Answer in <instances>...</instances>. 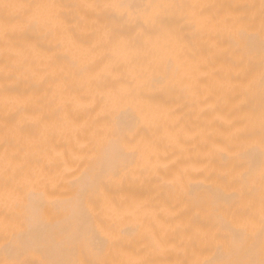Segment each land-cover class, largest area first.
I'll return each instance as SVG.
<instances>
[{
	"label": "snow or ice",
	"instance_id": "6c2138e0",
	"mask_svg": "<svg viewBox=\"0 0 264 264\" xmlns=\"http://www.w3.org/2000/svg\"><path fill=\"white\" fill-rule=\"evenodd\" d=\"M73 9L79 11L74 13ZM0 13V36L6 55L0 69L5 107L0 168V240L3 242L0 248L4 258L0 264H264V0H259L258 5L175 0H111L68 5L57 0L34 3L0 0ZM88 22L94 28L93 49L104 46L111 57L122 63L132 64L142 59L152 72L150 77L118 78L119 87L104 83L101 78L97 86L103 90L93 104L94 110L99 109L93 138L113 135L121 129V119L125 117L147 123L139 106L143 91L170 87L169 72L179 74L181 64L193 52L206 59L207 50H216L224 66L222 87L226 88L231 102L228 137L220 149L230 167L217 180L233 191L219 196L226 205L221 228H210L197 213L189 219L179 244L176 235L145 232L139 243L146 255L124 259L121 257L131 250V245L121 239L124 229H119L117 235L119 206L107 199H97L99 186L95 191L88 186L77 190L78 212L58 230H47L48 224L43 219L33 222L29 218L33 210L41 213L50 208L55 210L57 191L66 189L46 169L25 171L23 166L14 165L22 151L20 144L25 140L26 124L18 119L21 108L8 107L20 102L21 93L19 67L9 64L7 57L9 53L19 55L18 37L29 33L50 36L69 25ZM132 31L142 42L128 38ZM160 37L166 38V42L152 46L153 38L158 42ZM201 43L207 46L204 53L200 52ZM108 67L114 70L116 65ZM78 71L86 72L88 66ZM52 75L55 77L56 73ZM39 83L43 85L46 81ZM133 103L137 107H132ZM88 143L85 141L81 147H88ZM139 150V145L131 146L125 141L121 155L135 157ZM125 174L135 175V170L126 169ZM165 182L181 186L183 173L177 172ZM104 190L107 193L106 185ZM102 206L107 208L106 219H111L110 224L98 219ZM172 253L178 258L163 259ZM181 254L184 258H179ZM69 255L72 258H65Z\"/></svg>",
	"mask_w": 264,
	"mask_h": 264
},
{
	"label": "bare ground",
	"instance_id": "6f19581e",
	"mask_svg": "<svg viewBox=\"0 0 264 264\" xmlns=\"http://www.w3.org/2000/svg\"><path fill=\"white\" fill-rule=\"evenodd\" d=\"M57 2L78 5L111 0ZM175 2L259 4V0ZM93 31L88 22L69 25L66 30L50 36L29 33L17 38L19 55L8 54L7 62L19 67L18 91L21 93L20 102L8 107L10 110L21 108L18 119L26 124L25 140L20 144L22 151L14 165L23 166L25 171L46 169L51 176L63 182L66 189L57 191L55 210L50 208L43 213L33 210L29 212V218L33 222L43 219L48 224L47 230H58L78 212L77 190L88 186L95 191L99 186L97 199H107L119 206L117 235L119 229H124L121 239L131 245V250L121 257L124 259H140L146 255L139 243L145 232L176 235L179 244L189 219L197 213L210 228H221L226 205L219 196H227L233 191L232 187L217 180L230 167L229 160L220 149L228 137L231 102L226 88L222 87L224 66L216 56V50L206 51L207 46L201 43L200 52L206 51V59L204 55L193 52L181 64L179 74L169 72L170 87L143 91L139 106L147 117V123H136L125 117L121 119V129L113 135L93 138L99 111L98 108L93 109V104L103 90L102 86H97L101 78H104V83L119 87L118 78L130 80L152 75L142 59L132 64L122 63L111 57L104 46L93 49ZM128 38L142 42L135 31L129 32ZM165 42L164 37L158 38V42L153 38L152 46ZM5 60L3 37L0 36V69ZM113 64L116 65L114 70L108 67ZM85 65L88 71H78ZM52 73L56 76L53 77ZM41 80L46 83L41 85ZM3 83L0 78V85ZM132 107L137 105L133 103ZM4 115L0 88V168L3 166ZM41 116L49 118L41 120ZM85 141L89 142L88 147H81ZM125 141L131 146H140L135 157L121 155ZM145 141L148 142L146 145ZM126 169H134L135 175H126ZM177 172L183 173L181 186L165 182ZM106 217L107 208L102 206L98 219L110 224L111 219ZM24 227L27 228L28 224ZM255 244L258 250V236ZM3 258L4 252L0 248V259ZM177 258V254L172 253L163 259ZM179 258H184L183 254Z\"/></svg>",
	"mask_w": 264,
	"mask_h": 264
}]
</instances>
